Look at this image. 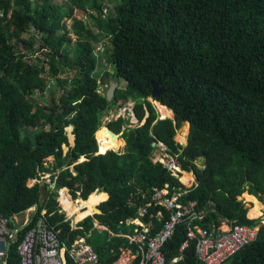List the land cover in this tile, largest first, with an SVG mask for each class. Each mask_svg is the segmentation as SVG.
Returning a JSON list of instances; mask_svg holds the SVG:
<instances>
[{
    "label": "trees",
    "instance_id": "obj_1",
    "mask_svg": "<svg viewBox=\"0 0 264 264\" xmlns=\"http://www.w3.org/2000/svg\"><path fill=\"white\" fill-rule=\"evenodd\" d=\"M67 3L68 11L54 0H0V215L10 219L35 206L32 222L44 212L66 246L83 238L99 264H115L124 249L136 251L125 235L142 226L128 221L141 219L151 234L159 230L169 214L153 205L152 194L165 185L168 196L179 192L182 203L195 202L201 226L257 224L238 198L247 192L264 204V0ZM104 3L112 4L111 15ZM75 10L86 23L82 14L73 18ZM103 38L110 44L105 58L111 73L105 74L125 82L109 102L93 74L94 48ZM156 81L163 92L153 100L172 120H157L147 100ZM128 100L138 123L147 114L145 123L122 132L127 120L109 122V131L122 133L124 151L97 153L100 117ZM186 122L182 146L174 136ZM68 126L74 145L64 152ZM158 142L182 172L194 175L195 186L186 188L153 162L151 144ZM200 158L203 169L195 164ZM41 173L50 174L54 188L26 185ZM65 188L72 199L99 203L100 213L72 227L65 214L73 201ZM57 195L68 197L63 208ZM143 208L147 213L140 218ZM27 228L9 245L5 264H17L15 246ZM185 238V223H178L162 247L168 264H198L193 243L180 248ZM129 264H141L140 254ZM223 264H264V224Z\"/></svg>",
    "mask_w": 264,
    "mask_h": 264
},
{
    "label": "built area",
    "instance_id": "obj_2",
    "mask_svg": "<svg viewBox=\"0 0 264 264\" xmlns=\"http://www.w3.org/2000/svg\"><path fill=\"white\" fill-rule=\"evenodd\" d=\"M167 159L168 161L161 162L163 165L158 163L179 181L174 171L177 169V172H182L176 157L170 156ZM182 196L183 193L179 192L168 196L167 185L162 189H153V205L161 207L169 214L159 230L153 234L141 219L127 222V225L142 226L141 230L135 228L134 233L125 235L137 245L135 252L130 250L135 254V257L140 254L141 264H168L162 247L173 233L175 226L181 222L185 223L186 238L180 248L183 249L193 243L198 264H223L237 251L256 239L259 229L257 224L222 222L213 227L201 226L196 221L202 218V212L195 210L194 201L182 203L180 201ZM146 213V208L141 209L139 211L140 218ZM161 213L158 212L157 215L162 216ZM32 215L21 223H18L16 216L7 219L0 215V264L6 263L9 245L16 241L17 233L25 226H29V228L24 231L15 246L17 264H68V262L71 264H99L98 254L83 238L76 239L68 247L60 239L59 231L45 220L44 212L33 222ZM175 260L173 259V262Z\"/></svg>",
    "mask_w": 264,
    "mask_h": 264
},
{
    "label": "rangeland",
    "instance_id": "obj_3",
    "mask_svg": "<svg viewBox=\"0 0 264 264\" xmlns=\"http://www.w3.org/2000/svg\"><path fill=\"white\" fill-rule=\"evenodd\" d=\"M54 2L56 3H59V4H65L64 5V8L65 10H69V6H68V3H67V0H54ZM106 3V2H105ZM104 3V4H105ZM106 5V8L104 9V13L107 15H111L112 14V4L109 3V4H105ZM82 14V13H81ZM78 11H74V16L73 18H78V15L80 16L81 15ZM81 19L85 21H87V18L84 16V14H82L81 16ZM64 21L66 22V24L69 26V24L71 23V20L70 19H64ZM71 36V40H72V44H75V39H76V36L73 35L72 33L70 34ZM109 48H110V44H109V40L108 38H103L99 43L96 44L95 48H94V53L97 57V61H96V66H95V69H94V76L97 78V81L98 83H100V87L98 89V93H102L103 90H107L108 88V83L109 82H114L113 80H111L110 77H108V75L105 74V72L107 71L108 73H111V66L108 64L107 62V59L105 58V56L109 53ZM37 55H39V53H37ZM63 76V75H62ZM107 80V82H106ZM105 83V84H104ZM51 88L49 90L53 91L54 94H56L57 92V87H55V83L53 82H50V85H49ZM125 86V82L122 81V80H118L117 82V87L118 88H123ZM47 100L46 99H43V102H45ZM147 100L152 104L154 110H155V113L157 114V120H164V119H169V120H172V114L170 117H165V118H162L161 115L158 113L157 111V104L160 105L159 102L157 101H154L153 99H151V97L147 98ZM42 101V100H41ZM133 106H134V103L131 101V100H128L124 106L120 107V108H111L109 109L108 111L106 112H103L102 116L100 117V124L97 128V130H100L101 128H106V124H108L109 122L111 121H115L117 120L118 118H122L124 120H127V123L126 125L123 126L122 128V132L123 131H127V130H131V129H134L138 126H141V124L145 121V118L147 117V114L145 116V118L140 122L138 123L137 122V119L134 115V112H133ZM187 123V122H186ZM186 123H183L180 128H178L176 131H175V136H174V141L182 146H185L186 142H187V136H188V132H189V124L186 125V132H185V138H184V141L183 143L178 141L177 139V136L181 133L183 134V129L185 127V124ZM69 127V126H68ZM188 127V128H187ZM72 127L70 126L69 127V132L66 131V129L64 130L66 135H67V139H68V144H64L62 146V149L63 151L65 152L67 149H68V146H73L74 145V138H70L69 136L72 135L73 137V133H72ZM96 130V131H97ZM96 131L94 132V140H95V133ZM181 131V132H180ZM98 134H99V131L97 133V137H98ZM99 138V137H98ZM117 138V136L115 137ZM122 140V141H121ZM117 141V144L112 146V148L110 149V151L112 152H116V153H122L124 151V148H125V141L121 138V135H118V138L116 139ZM96 144H97V151L99 150V142L96 141ZM180 142V143H179ZM171 155H169L167 153V150H166V147L164 146V144H160L159 142L158 143H155V145L153 146V151H152V154H151V157H152V160L153 162H166V160L168 161V157H170ZM49 162H52V156H49L46 158V162H45V165H48ZM162 164V163H161ZM196 166L199 168V169H203V164H204V160L203 159H197L196 162H195ZM163 165V164H162ZM177 175V177L179 178V182L183 183V185L186 187V188H191L192 185H194L195 183V177L192 173H186V174H190L192 176V179L190 183H185L183 181V173H179L177 172V169H175L174 171ZM182 172V171H181ZM176 178V177H175ZM181 180V181H180ZM36 182H39L42 186L43 185H48L49 188L53 187V183L50 181V174L47 173V174H40V177L38 180H30V181H27L26 182V185L27 186H31L33 185L34 183ZM181 183V184H182ZM54 188V187H53ZM66 193L69 195L68 193V190L66 189ZM247 193V192H245ZM60 194V193H59ZM70 196V195H69ZM243 196V194H242ZM242 196H240L238 199L242 198ZM71 198V196H70ZM80 199V198H77V199H72L71 200L73 201L74 204H76L77 200ZM242 202L245 204V207L248 209L249 211V208L252 206V203L250 202H246V200L244 198L241 199ZM56 201H57V205L60 207L61 204H64L66 202L63 201L61 198H59V196L57 195V198H56ZM258 201V200H257ZM81 202V201H80ZM61 203V204H60ZM66 204V203H65ZM99 204V203H98ZM97 204V205H98ZM262 204V203H261ZM264 205V204H263ZM86 206H90V205H86ZM62 207V206H61ZM63 208V207H62ZM61 209V208H60ZM86 209V208H84ZM83 209V210H84ZM64 210V209H63ZM27 211V212H26ZM24 213L20 214L17 216V218L19 220H24L26 218H29V216L31 214L34 213L35 209H27ZM62 211V210H61ZM92 212V207L90 206V211L88 212L91 213ZM65 214V212H64ZM262 215L258 216V217H255L254 219H259V222L257 223V226L259 227L260 224H264V209L262 210L261 212ZM68 216L69 214H65V217L67 220H69L70 222V225L72 227H75L76 224L73 223L72 219H68ZM246 216L248 217V213L246 214ZM250 218V217H249ZM94 224V222H93ZM129 252V253H128ZM122 257H126L127 260L126 262H131V260L135 257V254H133V252L130 250V249H124L121 253V257L120 259H118V262H120L121 258ZM129 258V259H128ZM115 263V264H120V263Z\"/></svg>",
    "mask_w": 264,
    "mask_h": 264
},
{
    "label": "bare ground",
    "instance_id": "obj_4",
    "mask_svg": "<svg viewBox=\"0 0 264 264\" xmlns=\"http://www.w3.org/2000/svg\"><path fill=\"white\" fill-rule=\"evenodd\" d=\"M155 106H157V111L161 115L162 118H165V117L168 118V117L171 116V112L169 110H167L165 108V106H163L161 104L160 105L157 104ZM187 124L188 123L185 124V127L183 129V134L180 133L177 136L178 141H180L182 143H183L184 138H185L184 136H185L186 125ZM98 131H99V134H98L99 138L97 137ZM98 131L95 134V140L99 142V144H98L99 145V150L97 152L103 153V152L109 151L112 148V146L117 144V141H116L117 138L109 137V135L107 134L106 131L103 130V128H101ZM191 179H192V176L190 174L183 173V181L185 183H190ZM59 198H61L63 201L66 200V197H59ZM242 198H244L246 200V202H249V203L251 202L252 203V206L249 208V211H248V217L255 218V217H258V216L262 215L261 212L264 209V205L261 204L259 201H257V199L255 197H253V196H251V195H249L247 193H244ZM85 203H82L80 201H77L76 204L73 203L72 209L69 212L68 219H72L73 223H77V222H79V220L81 219L82 216H84L85 214H88V212L90 211V206H86L88 204H87V202H85ZM84 208H86V209H84ZM16 220L18 221V223H21L23 221V220H19L17 218V216H16ZM126 260L127 259L125 257H122L120 262H118V263L123 264L124 262H126Z\"/></svg>",
    "mask_w": 264,
    "mask_h": 264
},
{
    "label": "water",
    "instance_id": "obj_5",
    "mask_svg": "<svg viewBox=\"0 0 264 264\" xmlns=\"http://www.w3.org/2000/svg\"><path fill=\"white\" fill-rule=\"evenodd\" d=\"M151 86H152L151 99L158 98L161 95V93L163 92V86H160L159 83H158V81L152 82ZM116 87H117V82H109L108 83V88H107V90L104 93V97H105V101L106 102H109L111 100V98L113 96V92H114V90H115ZM103 130L107 132V134L109 135V137L113 138V137H116L117 136V138H118V135L117 134H114L113 132L109 131L107 128H103ZM73 138H74V135H73ZM154 145H155V143H152L151 144L152 147ZM97 153H99V152H97ZM82 160H83V158H82ZM79 161H81V160H79ZM94 192H97V191H94ZM241 199L242 198H240L239 200H241ZM80 200H82V199H80ZM82 201H84V200H82ZM99 213H100V211L97 208V204H96V205L92 206L91 215H86L85 217L92 216V215L99 214ZM85 217H83L82 219H84Z\"/></svg>",
    "mask_w": 264,
    "mask_h": 264
},
{
    "label": "crops",
    "instance_id": "obj_6",
    "mask_svg": "<svg viewBox=\"0 0 264 264\" xmlns=\"http://www.w3.org/2000/svg\"><path fill=\"white\" fill-rule=\"evenodd\" d=\"M191 182H192V181H191ZM194 184H195V183H194ZM106 197H107V195H106ZM105 199H106V198H105ZM77 201L84 202V201H82V200H77ZM84 203H85V202H84ZM87 204H88V203H87ZM91 207H92V206H91ZM32 209L34 210V209H36V207L34 206V207H32ZM89 214H90V213H89ZM85 215H88V214H85ZM85 215H84V216H85ZM82 217H83V216H82ZM82 217H81V218H82ZM66 220H67V219H66ZM79 221H81V219H80ZM77 223H78V222H77ZM77 223H75V224H77ZM96 224H97L96 221H94L93 226H95ZM127 249H128V248H127ZM120 257H121V256H120ZM125 258H126V257H125ZM134 258H135V257H134ZM134 258H133V259H134ZM118 259H120V258H118ZM126 259H127V258H126ZM133 259H132V260H133ZM132 260H131V262H132ZM117 262H118V260H117ZM117 262H116V263H117ZM131 262H130V263H131ZM123 264H129V262H127V263L124 262Z\"/></svg>",
    "mask_w": 264,
    "mask_h": 264
},
{
    "label": "flooded vegetation",
    "instance_id": "obj_7",
    "mask_svg": "<svg viewBox=\"0 0 264 264\" xmlns=\"http://www.w3.org/2000/svg\"><path fill=\"white\" fill-rule=\"evenodd\" d=\"M137 122H138V121H137ZM144 123H145V121H144ZM144 123H143V124H144ZM143 124H142V125H143ZM121 134H122V133L117 134V135H121ZM64 197H66V196H64ZM67 202H68V197H66V202H65V203H67ZM72 206H73V205H72Z\"/></svg>",
    "mask_w": 264,
    "mask_h": 264
},
{
    "label": "clouds",
    "instance_id": "obj_8",
    "mask_svg": "<svg viewBox=\"0 0 264 264\" xmlns=\"http://www.w3.org/2000/svg\"><path fill=\"white\" fill-rule=\"evenodd\" d=\"M97 146V145H96Z\"/></svg>",
    "mask_w": 264,
    "mask_h": 264
}]
</instances>
